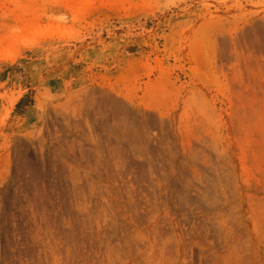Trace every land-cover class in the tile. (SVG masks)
I'll list each match as a JSON object with an SVG mask.
<instances>
[{"label":"rangeland","instance_id":"374dc122","mask_svg":"<svg viewBox=\"0 0 264 264\" xmlns=\"http://www.w3.org/2000/svg\"><path fill=\"white\" fill-rule=\"evenodd\" d=\"M46 1L0 45V264H264V0Z\"/></svg>","mask_w":264,"mask_h":264},{"label":"bare ground","instance_id":"6f19581e","mask_svg":"<svg viewBox=\"0 0 264 264\" xmlns=\"http://www.w3.org/2000/svg\"><path fill=\"white\" fill-rule=\"evenodd\" d=\"M72 2V0H62V4L67 6L68 4H70ZM0 6H2L0 4ZM3 8L0 7V13L2 14L3 12L7 11V13L10 14V16L12 18H14V23L10 25V23H7V22H3L2 23V28H0V31L3 29L4 32H2V34H0V45H2L4 42H11L12 41V36L14 37V35H17L18 33H20L21 31L22 32H28L30 34H34L35 32L37 33V31H39V29L41 30L40 32H42V34L44 35L45 31L48 30L49 32L51 33H59V29H56V30H53L51 27L52 26H47L46 29H43V28H39V22L41 20V18H44L45 15H47L46 13L49 11V9L51 8L52 9V6L49 2H47L46 0H24V1H11V8L10 9H5L4 10V6H2ZM68 7V6H67ZM86 7V6H85ZM81 11V6L80 5H72V8H71V12L73 13V15L77 18L79 12ZM1 27V25H0ZM2 30V31H3ZM18 31L17 34H15V32ZM1 33V32H0ZM68 35V34H67ZM19 37V35H17ZM242 99V98H241ZM149 108V107H148ZM153 116V115H152ZM207 117V115H206ZM151 142V141H150ZM152 144V143H151ZM150 144V146L152 147V145ZM155 146V145H154ZM130 147V146H128ZM148 147V145H147ZM126 148V147H125ZM154 148V147H153ZM157 149V148H156ZM123 151V149H122ZM160 153V152H159ZM158 153V154H159ZM157 154V153H156ZM155 154V155H156ZM240 155V154H239ZM127 156V155H126ZM160 156V155H159ZM154 157V156H153ZM156 157V156H155ZM131 159V158H130ZM159 159V158H157ZM244 159H245V156H244ZM158 161V160H157ZM131 162V161H130ZM243 162V160H242ZM134 164V163H133ZM129 166V165H128ZM131 167V166H130ZM129 168V167H128ZM138 168V167H137ZM140 169V168H139ZM131 170V169H130ZM136 172V171H135ZM141 172V171H139ZM144 173V172H143ZM121 174V173H120ZM137 175V174H136ZM127 176H128V173H127ZM131 176V175H130ZM134 176V175H133ZM120 177V176H119ZM149 178V177H148ZM138 179V177H137ZM82 180V179H81ZM142 180V179H141ZM145 180V179H144ZM133 181V180H132ZM135 181V180H134ZM148 182V181H147ZM72 183V182H71ZM132 183V182H131ZM79 184V183H78ZM145 184V183H144ZM76 185V184H75ZM134 185V183H133ZM142 185V184H141ZM72 186V185H71ZM129 186V185H128ZM131 186V185H130ZM150 186V185H149ZM87 187V186H86ZM132 187V186H131ZM138 187V185H137ZM147 187V186H146ZM151 187V186H150ZM65 188V187H64ZM72 188V187H71ZM123 188V187H122ZM88 189V188H87ZM132 189V188H131ZM139 189V188H138ZM149 189V188H148ZM77 190V189H76ZM75 190V191H76ZM140 190V189H139ZM65 191V190H64ZM74 191V193H76ZM90 191V190H89ZM91 191H94L93 189ZM107 191V189H106ZM130 191V190H129ZM141 191V190H140ZM100 192V191H99ZM108 192V191H107ZM123 192V191H122ZM127 192V191H126ZM132 192V191H131ZM136 192V191H135ZM146 192V191H145ZM80 193V191L78 192V194ZM90 193V192H89ZM98 193V192H97ZM103 193V192H102ZM66 194V193H65ZM85 194V192H84ZM94 194V192L92 193ZM91 195V194H90ZM99 195V194H98ZM101 195V194H100ZM65 197V195H63ZM80 196V195H79ZM105 196V195H103ZM67 197V196H66ZM81 197V196H80ZM129 197V196H128ZM134 197V196H133ZM73 198V197H72ZM126 198V197H125ZM132 198V197H131ZM69 199V198H68ZM77 199V198H76ZM66 200V199H65ZM82 200H84L82 198ZM91 200V198H90ZM130 200V199H129ZM64 201V199H63ZM80 201V200H79ZM87 201V200H86ZM85 201V202H86ZM84 202V201H83ZM92 202V201H91ZM78 203V202H76ZM87 203V202H86ZM130 203V202H129ZM51 203H49L50 205ZM69 204V203H68ZM60 205V204H59ZM65 205V204H64ZM67 205V204H66ZM82 205V204H81ZM62 206V205H61ZM66 207V206H65ZM82 207V206H81ZM81 207L79 209H81ZM67 208V207H66ZM45 209V208H44ZM83 210V209H82ZM84 211V210H83ZM86 211V210H85ZM45 212V211H44ZM48 212V211H47ZM72 212V211H71ZM70 213V211H69ZM88 213V212H87ZM142 213V212H141ZM50 214V213H49ZM54 214V213H53ZM72 215V214H71ZM47 216V215H46ZM50 216V215H49ZM86 216V215H85ZM116 218V217H115ZM150 218V217H149ZM50 219V218H48ZM140 219V218H139ZM152 219V218H151ZM116 220V219H115ZM148 220V219H147ZM63 221V220H62ZM146 221V220H145ZM53 222V221H52ZM71 222V221H70ZM86 222V221H85ZM66 223V222H65ZM89 223V222H88ZM69 224V223H68ZM116 224V223H115ZM67 225V224H66ZM71 225V223H70ZM73 225V224H72ZM26 226V225H25ZM47 226V225H46ZM43 227V226H41ZM67 227V226H66ZM72 228H74V226H70ZM87 227V226H86ZM114 227V226H112ZM40 228V227H39ZM94 228V227H93ZM117 228V227H115ZM23 229V228H22ZM49 229V228H48ZM64 229V227H63ZM68 230V227L66 228ZM87 229V228H86ZM92 229V228H91ZM118 229V228H117ZM65 230V232H62L64 230L61 229V232L64 234V237L65 239L67 240V242H73V240H75V236H78V235H75L74 237L71 236L70 233H74V232H71V229L69 228V231ZM88 230V229H87ZM93 230V229H92ZM91 230V231H92ZM39 231V230H38ZM53 231V230H52ZM67 231V232H66ZM94 231V230H93ZM115 232H113L112 237H110V239L112 240L114 237V233H116V230H114ZM130 231V230H129ZM132 231V230H131ZM26 232V231H25ZM42 232V231H41ZM51 232V231H50ZM122 232V231H121ZM44 233V232H43ZM46 233V232H45ZM44 233V234H45ZM93 233V232H92ZM118 233V232H117ZM127 233V232H126ZM159 233V232H158ZM162 233V232H161ZM48 234V233H47ZM46 234V235H47ZM76 234V233H75ZM110 234V233H109ZM132 234V233H131ZM26 235V234H25ZM31 235V234H30ZM50 235V234H49ZM48 235V236H49ZM62 235V234H61ZM74 235V234H73ZM121 235V234H120ZM158 235V234H157ZM164 235V234H163ZM40 236V235H39ZM42 236V235H41ZM47 236V237H48ZM85 236V235H84ZM107 236V235H106ZM105 236V237H106ZM134 236V235H133ZM27 237V236H26ZM30 237V236H29ZM28 237V238H29ZM46 237V236H45ZM63 237V235H62ZM82 237V236H81ZM86 237V236H85ZM39 238V237H38ZM49 238V237H48ZM55 238V237H54ZM61 238V237H60ZM50 239H51V236H50ZM29 240V239H28ZM63 240V239H62ZM79 240V238H78ZM90 240V239H89ZM108 240V239H107ZM135 240V239H134ZM52 241V240H51ZM60 241V240H59ZM64 241V240H63ZM82 241V240H81ZM80 241V242H81ZM91 241V240H90ZM116 241V240H115ZM110 242V241H109ZM44 244V243H43ZM55 244V243H54ZM58 244V243H57ZM70 243H68L67 245H69ZM92 244V243H91ZM42 245V244H41ZM74 245H75V242H74ZM77 245V244H76ZM80 245V244H78ZM86 245V244H85ZM144 245V244H143ZM61 246V245H60ZM72 246V245H71ZM84 246V245H83ZM57 247H59L57 245ZM81 247V246H79ZM85 247V246H84ZM130 247V246H129ZM138 247V246H137ZM50 248V247H49ZM53 248V246H52ZM92 248V247H91ZM140 248V247H139ZM51 249V248H50ZM71 249V247H70ZM88 249V248H87ZM38 250V249H37ZM52 251L54 249H51ZM89 250V249H88ZM93 250V249H92ZM39 251V250H38ZM43 251V250H42ZM52 251H49L51 252L52 254ZM57 251V250H56ZM67 251V250H66ZM163 251V250H162ZM59 251H57L58 253ZM75 252V251H74ZM130 252V251H129ZM56 253V254H57ZM140 253V252H139ZM165 253V252H164ZM54 254V253H53ZM59 254V253H58ZM65 254V253H64ZM60 255V254H59ZM68 256V254H66ZM75 255V254H74ZM39 256V255H38ZM45 256V255H44ZM37 257V256H36ZM42 257V256H41ZM69 257V256H68ZM74 258V257H73ZM41 259V258H40ZM45 259V258H44ZM70 259V258H69ZM73 260V259H72ZM27 261V260H26ZM43 261V260H42ZM55 261V260H54ZM24 262V261H23ZM40 262V261H39ZM35 263V262H34ZM46 263V262H45ZM69 263V262H68ZM62 264V263H61ZM70 264V263H69Z\"/></svg>","mask_w":264,"mask_h":264}]
</instances>
